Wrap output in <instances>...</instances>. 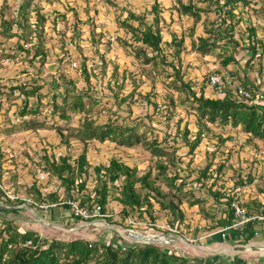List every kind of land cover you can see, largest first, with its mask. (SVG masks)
<instances>
[{"label": "trees", "instance_id": "obj_1", "mask_svg": "<svg viewBox=\"0 0 264 264\" xmlns=\"http://www.w3.org/2000/svg\"><path fill=\"white\" fill-rule=\"evenodd\" d=\"M5 2L7 0H4ZM38 0H22L18 9L17 17L9 19L5 17V9L9 10L7 3L5 7H0V35L5 39L18 36L16 46L14 50L2 49L0 53V61L2 59H11L15 62L20 61L28 62L29 66H38L35 63L36 58L44 64L48 57V49L45 46L44 25L49 20V16L43 11V7L34 3ZM107 1V0H106ZM110 4L116 6L121 12L122 21L119 22L120 28L123 29V33L116 36L115 44L123 45L125 54L134 57L140 66H146L155 70H164L162 66L170 65L173 69L176 79L172 81L173 86L177 91L187 92L186 100L190 102L191 108L197 115V124L199 126L198 136L195 137V141H190L188 136L190 129L186 125L183 134L184 140L190 147L189 153L194 156L195 149L200 143L201 135L206 127L203 122L219 123L221 125L232 127H239L243 132L249 134L248 141L260 140L264 145V91L261 86L257 85V81H252L249 78V71L257 70L260 74L261 81L264 73V62L261 61L264 58V38H259L257 35L258 26L253 25L251 22L246 26V31L238 38L235 36V29L237 25H240L245 21L241 15H237L236 9L242 4L240 9L241 13L244 12L243 7L251 8L252 1L255 0H208L206 4L201 6L196 0H170L171 4L166 6L162 0H152L153 3L148 7L145 5V9L137 11L130 7H124L117 5L113 0H108ZM253 2V3H254ZM213 3L216 5L214 12H217V18L220 17V22L215 20L210 21L208 24H203L204 35L197 34L198 26L204 17L209 19L210 13L213 11ZM34 6L36 12V22L31 23L29 21L30 7ZM170 8V9H169ZM176 11L180 16H187L192 24L186 28L183 32H176L172 29V24L166 23L164 11L162 10ZM72 14L78 18V11L69 8ZM87 10V9H86ZM262 13L264 14V0H262L261 6ZM127 12L126 17H122V12ZM256 13H260L257 11ZM56 15L52 18L54 26L59 22L58 18L67 20L69 16L68 11L56 12ZM262 16L264 17V15ZM169 22H172L171 20ZM204 22V21H203ZM16 27V29H14ZM20 30V31H19ZM165 31L170 35V40L165 41ZM224 33L226 35H224ZM181 34V35H180ZM244 34L246 36L244 37ZM104 33H98V37H93L92 43L96 46V54L101 60V68L105 73L106 64L109 63V57L107 58L106 49L111 51L112 42L104 39ZM190 38L192 44V50L200 56H206L216 53L217 49H221L220 66L207 74V77L202 81L199 91L195 89L194 83L191 79H183L184 75H188L186 72L189 65H184V54L187 53L186 38ZM242 38V39H241ZM24 41L22 43L21 41ZM106 40V41H105ZM243 42V43H240ZM166 42L170 47H175L168 50L171 52L172 59L167 61L168 56L163 53L162 43ZM223 42V43H221ZM232 43L233 51H225L224 48L228 47ZM105 45V50H99V45ZM247 48L251 53L249 60L244 65L240 64V61L236 59L234 51L238 48ZM260 47L262 48L260 50ZM260 51V52H258ZM258 58V62H254L255 58ZM61 60V59H60ZM85 60H87L85 58ZM112 60V59H111ZM112 62V61H111ZM254 63L259 64V68L255 69ZM235 64L237 68L229 67ZM185 68V69H183ZM246 68H248L246 70ZM101 69V71H102ZM42 68L38 66L37 72H40ZM144 70V69H143ZM223 70H230L235 75L237 81L252 93V99L246 100L241 97L236 91L235 87L229 85L221 86V93L217 96H207L205 94L206 86L209 87L210 75L213 73L220 74ZM83 73L85 74V80L88 82L89 73L87 70L86 62H83ZM23 72H27L26 69ZM243 72V74H241ZM113 76L117 75V72L112 73ZM183 76V77H182ZM61 80L74 88L65 87V93L56 95H48V91H43V85L39 82V79L32 73L31 77L14 85L0 84V111L5 104L12 105L13 100L22 98L23 105L20 106L17 112L20 116V120L14 125L3 130L6 133H17L21 131H35L39 129H54L60 135V144L70 146L71 138L77 139L82 143V151L76 156L71 153H59V156L49 155L47 149L41 154L40 158L36 161V165L39 171L47 174L49 182L58 180V186L64 189V197H61L57 190H51L43 192L36 180L32 185L21 184L18 179V172L15 168L14 171H9L3 167L6 159L0 143V181L4 182L2 177L4 172H10V181L13 183L9 189H4L0 186V194L6 196L8 200L15 204L28 203L32 206L40 208V204L51 203V201L59 202L63 199L79 200L81 204H87L92 207L94 204H100L102 206L103 213H108L109 216L105 217L107 222H112V214L109 212V191L108 181L116 188V181L121 180L117 190L119 194L114 197V200L121 206V211H116L120 221H118L123 227H133L128 223V218L131 217L136 221L141 219H148L147 222L156 224V213H153V202L155 199L159 204L160 209H170L174 215L172 217L173 222L175 219L178 221H184L183 211L179 205L174 201H166L163 197L166 195L162 189L163 185L173 189L174 194L182 203V199L186 198L190 201V205L201 204L203 199L198 197L192 198V191L183 192L181 186L178 187V180L186 183L187 177H181L180 166L174 171L172 175L169 174L172 167H176V161L174 154L162 147L157 138L150 140L147 131H139L137 124L128 125L119 123L118 119H112L111 117L105 123H99L93 118L92 114L100 107V99H97L89 88L86 91L75 90V81L68 79V77L61 73ZM111 82V81H110ZM178 82H180L179 85ZM175 84V85H174ZM120 88L122 84L118 85ZM18 90V94H16ZM215 90V89H214ZM262 90V91H261ZM119 91L115 90V96L117 102L120 104L124 102L127 97L118 96ZM149 94H146L147 100L150 103L152 101ZM258 95H262V98H257ZM133 96V93L131 94ZM30 97L34 98V101L30 104ZM46 99V101H44ZM61 99V101L59 100ZM50 106V120H54L55 116L65 120V124L60 125L56 120L49 122L46 117H42V111L45 108L44 105ZM101 108V107H100ZM7 107L6 110H8ZM103 109L98 108V112ZM81 114V118L78 120V125H70V121L74 115ZM171 115L166 117V121L172 118ZM48 117V116H47ZM169 122V121H168ZM169 125V123H168ZM167 125V126H168ZM2 130V128H0ZM110 141L117 146L123 148L141 146L147 150L151 156L158 157L155 162V167H149L144 171H140L137 165H131L124 157L112 156L109 163L106 165L95 166L97 174V185L93 190L86 189V180L89 175V167L91 164L88 160V146H96L95 143H106ZM225 140L222 139V142ZM92 142V143H90ZM27 154V152H25ZM10 161L15 160L12 153ZM7 158V157H6ZM165 158V159H162ZM5 160V161H4ZM212 161L199 171L196 177L197 183L201 187L206 186V183L213 179L209 188L213 187L216 182V177L210 172ZM224 163H220L217 166L216 174L223 173ZM188 176V175H187ZM253 177L249 176L248 183L252 182ZM9 181V182H10ZM160 182L161 184H159ZM241 184H245L244 180L239 179ZM139 184V186H138ZM182 184V183H181ZM59 188V187H58ZM8 190L14 191L16 198L12 199L8 196ZM13 190V191H12ZM23 190L28 194L27 197H23L20 192ZM145 190V192H144ZM264 195V191L260 190ZM144 192V193H142ZM225 193L219 190L212 191V196L215 197L217 203L221 202V197ZM31 200V202L29 201ZM182 200V201H181ZM234 201L245 207L249 213H259L264 208L263 200L259 198L249 199L247 201H240L236 199L235 195L227 194V208L223 210L224 214L219 217H215V214H211L203 206L201 210L204 216H208L212 219H216L215 227H224L230 225L234 220V210L231 205ZM146 205V207H145ZM53 210L61 209L58 205L56 207H49ZM48 208V209H49ZM63 211V210H62ZM61 211V213H63ZM264 213V212H263ZM64 214V213H63ZM72 218L70 224H78L81 221L92 222L94 219L84 220L80 217L70 213ZM254 221L252 220L249 225ZM214 226V225H213ZM211 226V227H213ZM221 234V233H218ZM250 236H254V232L250 233ZM27 241H31L30 245H26ZM0 264H214L208 262L206 258H192L173 252L167 248L162 247L155 243H121L118 240L112 239L108 243L103 239H89V238H76L74 240H67L63 238H51L43 237L39 232L33 230L20 231L13 223L6 220H0ZM220 264V263H218ZM221 264H246L245 261L235 260L230 262H223Z\"/></svg>", "mask_w": 264, "mask_h": 264}, {"label": "rangeland", "instance_id": "obj_2", "mask_svg": "<svg viewBox=\"0 0 264 264\" xmlns=\"http://www.w3.org/2000/svg\"><path fill=\"white\" fill-rule=\"evenodd\" d=\"M22 0H0V7L6 6L5 3L9 5V10L5 11V17L12 19L17 17L18 9ZM108 1V0H107ZM106 0H38L34 3H38L43 7V11L49 16V20L44 25V35H45V46L48 49V57L44 64L36 58L35 63L42 68L40 72H37L38 66H29L28 62L21 63L20 61L15 62L11 59H2L0 61V84L14 85L20 83L31 77L32 73L39 79V82L43 85V91L47 92L48 95H56L65 93V87L74 88V86L69 85L61 80V73H64L68 79L74 80L75 90L86 91L87 88L94 94L97 99H100L99 109H103L98 112V108L92 114L93 118L99 123H105L111 117L112 119H118L119 123L139 126V131H147V135L150 140L155 138L161 143L162 147L166 148L168 151L172 152L175 157L176 167H172L169 172L170 175L174 173L178 166H180V176L187 177L186 183L178 180L181 188L183 187V192L192 191V198L198 197L203 199L201 204L190 205V201L186 198L182 199L180 203L179 198L174 194L173 189L162 186V189L166 193L164 199L166 201H174L183 211L184 221H178L175 219V223L172 220L174 215L170 209H160L159 204L155 199H152L154 208L153 213H156L157 221L156 224L148 226V219H141L142 222H147V226L142 227H123L118 221V215L116 211H121V206L114 200V197L119 194L117 186L120 185L121 180L116 181V188L113 187L110 181H108L109 191V212L112 214V222H107L104 217L98 216L94 218L95 224H87L83 226L84 231L81 230V234H71L68 230L64 233V229L51 228V219L48 218L42 227L45 236L51 238H63L68 240L76 239L74 236H80L82 238L89 239H103L107 243L112 239L118 240L123 243L134 244L135 238L142 237L151 238L157 242L151 241L152 243L159 244L164 248L172 250L175 253L189 256L195 258L197 256L203 257H214L213 254H221L216 261L211 258L212 262L218 264V262L223 261V257L229 256L230 254L239 255V251L236 249V245H247L236 243H228L225 246H220L221 250H214L217 245V241L214 240L215 234H217L220 227H215L216 219H212L208 216H204L201 207H205L211 214H215V217H219L224 214L223 210L227 208V194L235 195L236 199L242 201H247L251 198H259L261 196V189L264 191V145L260 140L248 141L249 134L243 132L239 127H232L231 125H221L219 123H210L204 121L203 125L207 128L204 129L200 143L195 149L194 156L189 153L190 147L187 142L182 137L185 131V126L187 125L190 129V134L188 136L190 141H195V137L198 136L199 126L197 124V115L195 111L191 108V104L186 100L187 92L177 91L173 86L172 81L176 79L173 73V69L170 65L162 66L164 70H155L148 67L152 64L146 66H140L137 60L125 54V49L123 45L115 44L116 39L111 45V51L105 48V45H99V50H105L107 53V58L109 57V63L106 64L105 73L101 68V60L97 56L95 50L96 46L92 43L93 37H98V33H104V39L109 40L106 36L109 35L111 28L114 27L115 32H122L123 29L120 28L119 22L122 21L121 12L118 9L108 10ZM117 5L124 2V0H113ZM166 5L171 4L170 0H162ZM188 1V0H185ZM201 6L205 5L208 0H196ZM222 2L224 0H221ZM252 1V7H243L244 12H240L242 4L236 9L237 15H241L245 18L246 22L241 23L236 26L235 36L240 38L246 31V26L249 22L253 25L264 26V17L262 16V0ZM153 3L152 0H125L124 7H130L136 9L137 11H142L147 4L148 7ZM254 2V3H253ZM76 9L78 11V20L72 14L69 8ZM7 8V7H5ZM29 21L31 23L36 22V12L34 6L30 8ZM87 9V10H86ZM170 9V8H169ZM213 11L210 13L209 19L203 18L198 26L197 34L204 35L203 24H208L210 21L217 18V12L215 3L212 6ZM68 11L67 20L58 18L59 22L54 26L52 18L56 15V12ZM166 11V23L172 24V29L178 32L185 31L186 28L190 27L192 21L187 16H180L172 9ZM259 11L260 13H256ZM116 12V13H115ZM104 13L105 17L100 14ZM115 13V14H114ZM124 11L122 12V14ZM174 13V17L172 15ZM114 14L116 19H111L110 17ZM264 15V14H263ZM114 18V17H113ZM172 22H169V21ZM204 21V22H203ZM217 22H220V17L217 18ZM111 27L108 31L107 29ZM16 29V27L14 28ZM103 29V30H102ZM118 30V31H116ZM20 31V30H19ZM106 31L107 33H105ZM165 33V41H169L170 35L168 32ZM122 34V33H120ZM115 35V34H113ZM181 35V34H180ZM224 35H226L224 33ZM257 35L259 38H264V28L258 26ZM246 34H244V37ZM18 36L12 37L10 39H5L0 35V53L2 49H8L13 51L14 46L18 40ZM242 39V38H241ZM106 41V40H105ZM264 41V40H263ZM24 43V41H21ZM223 43V42H221ZM240 43H243L240 41ZM187 53L184 54L183 60L184 65H189L186 72L188 75H184L183 79H191L194 83L195 89L199 91L200 85L203 84V80L207 77V74L220 66V57L218 52L222 51L217 49L214 54L209 57L200 56L192 50V44L190 43V38H186ZM166 42L162 43L163 53L168 56L167 61L170 62L172 53L168 52L170 48L175 50V47H170ZM168 48V50H167ZM262 48L260 47V50ZM100 50V51H101ZM225 51H233L232 43L228 47L224 48ZM260 52V51H258ZM235 57L240 61V64L244 65L251 53L247 48L238 47L235 51ZM211 57V58H210ZM85 58L87 60H85ZM204 58V59H203ZM61 59V60H60ZM112 59V60H111ZM258 58L254 59V62H258ZM86 62L87 70L89 73L88 82L85 80V74L83 73V62ZM112 61V62H111ZM264 62V58L261 60ZM75 63V64H74ZM209 63V64H207ZM218 63V64H217ZM255 69L260 66L258 63L252 64ZM237 68V65L232 64L229 69ZM26 69L27 72H23ZM102 69V71H101ZM144 69V70H143ZM185 69V68H183ZM248 68H246L247 70ZM117 72L116 76L112 73ZM243 74V72H241ZM249 78L252 81H257V85L261 86L264 91V83L261 84L260 74L257 70L249 71ZM264 78V73L262 79ZM111 81V82H110ZM122 84L123 87L120 88L118 85ZM178 82L177 85H179ZM175 85V84H174ZM181 85V84H180ZM115 90H118V96L127 97L124 102L118 103ZM261 90V91H262ZM205 94L207 96H217L221 93L220 90H214L210 87L205 88ZM18 94V90L15 92ZM133 93V96L131 94ZM146 94H149L152 101L156 102L150 103L147 100ZM261 99V98H259ZM61 101V99H59ZM264 100V99H263ZM34 101V98L30 97V104ZM46 101V99H44ZM23 105L22 98L13 100V104H5L3 109L0 111V143L5 156V163L3 167L9 169V171H14L15 168L18 172V179H20L21 184L32 185L36 180V183L43 192H48L57 190L61 197H64V189L58 186V180H53L49 182L47 174L39 171L36 161L39 160V154L43 153L45 149L49 155L59 156V153H71L76 156L82 151V143L77 141L75 138H71L70 146L65 144H60V135L54 129H39L35 131H21L17 133H6L3 129L14 125V123L19 122L20 116L17 113L20 106ZM45 108L42 111V117H46L49 122L54 120L60 125L65 124V120L55 116L54 120H50V106L44 105ZM7 107H9L8 110ZM172 115L170 120H165L166 117ZM48 116V117H47ZM81 114L74 115L70 121V125H78ZM169 121V122H168ZM169 123V125H168ZM168 125V126H167ZM12 127V126H11ZM222 139L225 141L222 142ZM92 143V142H90ZM96 146L89 145L88 147V160L91 164L89 167V175L86 180V189L93 190L97 185V174L95 171V166L106 165L109 163L112 156L124 157V159L131 165H137L140 171H144L152 166L155 167V162L158 157H152L151 154L142 148L137 147H127L123 148L121 146L115 145V143L106 141V143H95ZM27 152V154H25ZM14 154L15 160L10 161L11 154ZM7 157V158H6ZM165 159V158H162ZM212 161L210 167V172L217 176L214 186L209 188L210 183L213 181L211 179L206 183V186L201 187L197 183L196 177L199 171L204 168L208 162ZM224 163L223 173L217 175L216 169L220 163ZM188 175V176H187ZM249 176H252V182L248 183ZM244 180L245 184H241L239 179ZM10 172H4L3 181H0V186L4 189H9L13 183L9 180ZM10 181V182H9ZM161 184L160 182H158ZM182 183V184H181ZM139 186V184H138ZM59 187V188H58ZM12 188V187H11ZM219 190L225 193L221 197V202L223 204L217 203V200L212 196V191ZM13 191V190H12ZM20 192V190H19ZM145 192V190H144ZM142 192V193H144ZM8 196L12 199L15 198L14 191L8 190ZM23 197H27L26 191L20 192ZM248 196V198H246ZM264 199V195L262 197ZM70 198L63 199L61 203L51 201V203H57L59 207H62V212L64 216L59 222L63 225L68 223L67 228L75 226V224H70L67 221L69 215L68 204L65 203ZM238 202L239 201H234ZM21 205V206H20ZM24 203L5 205L4 207L10 210L0 209V217H3L6 221L13 223L20 231L27 230L28 227L36 228L34 223V217L37 213H34V209H27L23 207ZM35 207V206H34ZM146 207V205H145ZM220 207V208H219ZM118 217V218H117ZM117 219V220H115ZM97 221V223H96ZM100 221V222H99ZM84 222V221H82ZM214 225V226H213ZM153 226V228H152ZM213 226V227H211ZM51 228V229H50ZM133 228V229H132ZM126 229H132L126 233ZM50 230V231H49ZM108 233H112V239H106ZM159 234L156 236L155 234ZM141 234V235H140ZM145 236H144V235ZM153 234V235H152ZM179 235L188 245H178L173 244L174 242L165 243V240L173 238V235ZM139 235V236H138ZM72 238H68L71 237ZM132 236V237H131ZM258 236V235H257ZM209 240V241H207ZM171 241V240H170ZM250 242H248L249 244ZM177 245V246H175ZM191 245V246H189ZM169 247V248H168ZM210 249V250H209ZM216 249H219L216 248ZM195 255V256H192ZM241 255V254H240ZM264 259V252H260V256ZM221 264V263H220Z\"/></svg>", "mask_w": 264, "mask_h": 264}, {"label": "crops", "instance_id": "obj_3", "mask_svg": "<svg viewBox=\"0 0 264 264\" xmlns=\"http://www.w3.org/2000/svg\"><path fill=\"white\" fill-rule=\"evenodd\" d=\"M109 9L108 10H112L110 11V13H113V9L115 10L116 9V6H114L113 4H110L109 1L106 2ZM125 4V0L124 2L120 3L119 5H122L124 6ZM166 5V4H165ZM170 5V4H169ZM169 5H166V6H169ZM145 8H143L142 10H144ZM117 10V9H116ZM170 11V10H168ZM118 12H120L118 10ZM166 13V11H164ZM176 12V11H175ZM116 13V12H115ZM114 13V14H115ZM177 13V12H176ZM114 14L110 17L111 19H116V17L114 16ZM102 17L106 18L104 13H101L100 14ZM127 15V12H124V14L122 15V17H126ZM165 15V14H164ZM172 15V18L174 17V13L171 14ZM114 17V18H113ZM166 17V15H165ZM111 27H109L107 29V31L110 29ZM103 30V29H102ZM112 31H110L109 35H107L106 37L112 42L113 44V41L116 39V36L117 35H120V33H123L122 32H115L114 33V27L111 28ZM176 31V30H175ZM105 33H107L106 31H104ZM167 32V31H166ZM178 32V31H176ZM180 33V32H179ZM108 34V33H107ZM115 34V35H113ZM170 40V39H168ZM210 55H206L204 56V58L206 57H209ZM203 58V59H204ZM211 58V57H210ZM209 64V63H207ZM218 64V63H217ZM263 197V194H261L260 198L263 200L264 202V199L262 198ZM246 198H248V196H246ZM253 199V198H251ZM249 200V199H248ZM15 203H12L8 200V198H6V196H3L0 194V209L2 210H12L11 207H9L8 209H6L4 206L5 205H14ZM110 204V203H109ZM21 206V205H20ZM13 207V206H12ZM23 207L27 208V209H34V213H37L36 216L34 217L35 221H31L29 222L30 223H34L36 225V228L34 227H28L27 229L28 230H33V231H36V232H39L43 237H48V236H45L43 230H46L42 227V225L45 224L44 221H46L48 218L51 219V223L53 224H50V227L51 228H56V229H64V233H66L68 230H72L70 232H68V235L70 233V235L73 233V234H79V235H82L81 233V230L84 231V228L83 226H86L87 224H90V222H79L78 224H76L75 226H71L70 228H67V225L68 223H66V225L60 223L59 221L62 220L63 216H64V212L61 213V209L58 208V210H53V209H46V210H43V209H40V208H37V207H34L28 203H25L23 205ZM220 208V207H219ZM113 214V213H112ZM118 218V217H117ZM119 219V218H118ZM0 220H5L3 217H0ZM67 221H70L72 220V218L70 217H67L66 219ZM117 220V219H115ZM100 222V221H99ZM44 223V224H43ZM97 223V221H96ZM91 224H95V222H92ZM90 224V225H91ZM50 228V229H51ZM220 229V228H219ZM50 231V230H49ZM251 232H254V236H250V233ZM67 235V233L65 234ZM74 236L75 238H82L80 236ZM258 235V236H257ZM174 237L173 238H170L168 240H165V243H170V242H174L173 244H178V245H188L184 239H182L179 235H173ZM73 236L71 237H68V238H72ZM112 233H108L107 236H106V239H112ZM114 238V237H113ZM68 240V239H67ZM171 240V241H170ZM214 240L217 241V243L219 245H217V247L214 248V250H221V247L220 246H225L227 245L229 242L230 243H236V242H239V244L243 243V244H247V245H243V246H240V245H236L238 247H236V249L240 252L239 255H232L230 254L229 256H224L223 257V261L222 262H218V263H223V262H230V261H235V260H243L246 262V264H264V259L262 257H259L260 256V252H264V221H254L251 225L247 224L246 226L240 228V229H231L227 232L226 234V237H222L221 234H215L214 236ZM209 241V240H207ZM248 242H250L248 244ZM225 244V245H224ZM177 246V245H175ZM191 246V245H189ZM192 247V246H191ZM219 249H216L218 248ZM243 247H246L245 249ZM169 248V247H168ZM210 250V249H209ZM241 254V255H240ZM192 256H195V255H192ZM212 256L214 257H203V256H197V258H206L208 262H212L211 258L214 259V261H216L218 259L219 256H221V254H213ZM215 264V263H214Z\"/></svg>", "mask_w": 264, "mask_h": 264}, {"label": "built area", "instance_id": "obj_4", "mask_svg": "<svg viewBox=\"0 0 264 264\" xmlns=\"http://www.w3.org/2000/svg\"><path fill=\"white\" fill-rule=\"evenodd\" d=\"M75 64V63H74ZM229 85L235 87V91L246 100L252 99V93L244 88L239 81H237L235 75H233L230 70H223L220 74L213 73L210 75L209 87L211 89L220 90L221 86ZM257 98H262V95H258ZM16 198V196H15ZM31 202V200L29 199ZM65 203L68 204V208L70 213H73L75 216L80 217L84 220L94 219L95 217L101 216L106 217L109 216L108 213H103L102 206L100 204H94L92 207H89L87 204H81L79 200H68ZM57 203H46L40 204V209L46 210L49 207H56ZM234 210V220L230 225H226L221 227L217 232L221 233L222 237H226V234L231 229H240L250 223L252 220L264 221V208L260 210L259 213L251 214L248 210L243 207L238 202H233L231 205ZM128 223L133 227H142L143 225L147 226V222L136 221L135 219L129 217ZM153 225V223L148 222V226ZM152 226V228H153ZM133 229V228H132ZM31 241H27L26 245H30Z\"/></svg>", "mask_w": 264, "mask_h": 264}, {"label": "water", "instance_id": "obj_5", "mask_svg": "<svg viewBox=\"0 0 264 264\" xmlns=\"http://www.w3.org/2000/svg\"><path fill=\"white\" fill-rule=\"evenodd\" d=\"M127 231H126V233H128V232H130V231H134V230H132V229H126ZM141 235V234H140ZM144 235V234H143ZM156 236H158L159 234L157 233V234H155ZM145 236V235H144ZM132 237V236H131ZM133 238H135V240H134V242H136V243H152L151 241H154V242H157L156 240H154V239H151V238H147L146 237V239L145 238H142V237H133ZM244 249L246 248V247H243Z\"/></svg>", "mask_w": 264, "mask_h": 264}, {"label": "bare ground", "instance_id": "obj_6", "mask_svg": "<svg viewBox=\"0 0 264 264\" xmlns=\"http://www.w3.org/2000/svg\"><path fill=\"white\" fill-rule=\"evenodd\" d=\"M153 235V234H152ZM139 236V235H138Z\"/></svg>", "mask_w": 264, "mask_h": 264}, {"label": "clouds", "instance_id": "obj_7", "mask_svg": "<svg viewBox=\"0 0 264 264\" xmlns=\"http://www.w3.org/2000/svg\"><path fill=\"white\" fill-rule=\"evenodd\" d=\"M107 221V220H106Z\"/></svg>", "mask_w": 264, "mask_h": 264}]
</instances>
